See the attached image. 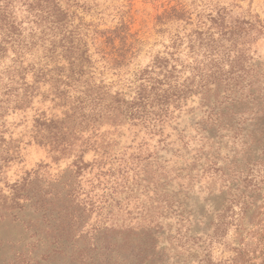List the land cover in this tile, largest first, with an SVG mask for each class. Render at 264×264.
I'll return each instance as SVG.
<instances>
[{"label":"rangeland","instance_id":"obj_1","mask_svg":"<svg viewBox=\"0 0 264 264\" xmlns=\"http://www.w3.org/2000/svg\"><path fill=\"white\" fill-rule=\"evenodd\" d=\"M7 9L0 264H264V0Z\"/></svg>","mask_w":264,"mask_h":264},{"label":"trees","instance_id":"obj_2","mask_svg":"<svg viewBox=\"0 0 264 264\" xmlns=\"http://www.w3.org/2000/svg\"><path fill=\"white\" fill-rule=\"evenodd\" d=\"M13 1L14 0H11V1L10 0H0V24L3 21H5L4 24L0 25V26H2V28H5L6 26L8 27V25H9L8 22H6V20L9 18L8 15H7L8 14L7 6L9 5V3L10 4L13 3ZM1 3H3V5ZM44 9H45V7H43V9H41V10H44ZM45 10L47 12H49V15L48 16L55 17L54 14L57 11V9H53V10H51V9H45ZM32 12H34L33 14L35 15V19L36 20H40V18L42 16V11H38L37 9H32ZM50 203H52V202H47V201H43L42 202V201H39V203H38L39 206L37 204L36 205H37V208L39 210L44 209L46 211V214H50L51 213V209L48 208V206L50 205ZM59 218H60V216L58 217V219ZM59 239H60V235L59 236H55L56 242ZM82 252L84 254V256H83L84 258L83 259H85V261H88V260L91 261L92 260L89 264H93V259H92L93 257L88 256L87 252H84L83 250H81V251H79V253H77V255L78 256L82 255Z\"/></svg>","mask_w":264,"mask_h":264}]
</instances>
